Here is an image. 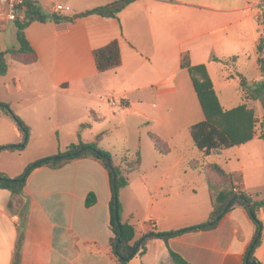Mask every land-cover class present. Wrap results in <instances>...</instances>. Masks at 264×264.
<instances>
[{"label": "crops", "instance_id": "crops-1", "mask_svg": "<svg viewBox=\"0 0 264 264\" xmlns=\"http://www.w3.org/2000/svg\"><path fill=\"white\" fill-rule=\"evenodd\" d=\"M34 1L40 6L45 1L46 12L62 3L71 10L59 15L84 14L25 27L36 61L20 64L26 77L17 76L14 84L18 91L25 86L28 96L16 104L5 103L29 127L28 139L35 142L30 153H25L27 143L20 151L1 150L0 172L16 177L30 162L52 158L79 138L95 141L102 132L106 134L98 140L99 147L120 161L125 146L112 139L106 122L135 118L147 127V140L151 134L157 136L168 152L162 154L152 141V149L146 143L137 169L126 173L128 184L119 190L121 218L135 226L134 240L149 231L180 230L208 220L211 199L197 159L219 164L237 190L264 196L261 126L251 140L216 155L200 152L199 158L187 157L185 151L169 147L180 131L189 133L190 126L205 117L189 73L181 67L185 53L191 65L205 64L222 109L242 103L256 107L258 114L263 109L260 99L248 98L241 80L245 87L263 80L258 58H264V0H135L117 18L85 13L116 0ZM114 39L121 65L98 72L93 50ZM217 87L237 91L221 97ZM174 111L181 116L175 117ZM85 122L89 125L81 129ZM52 133L66 140L62 145L44 142ZM21 141L16 122L0 110V145ZM234 148L224 162L210 160ZM190 172L202 177H191ZM90 191L96 202L86 207ZM109 199L107 171L91 156L34 169L20 194L0 188V264H117L109 244ZM258 218L261 238L253 254L264 264V209ZM255 230L248 211L236 205L212 228L172 236L167 244L148 238L145 251L127 264H173L168 248L189 264H246Z\"/></svg>", "mask_w": 264, "mask_h": 264}, {"label": "trees", "instance_id": "trees-1", "mask_svg": "<svg viewBox=\"0 0 264 264\" xmlns=\"http://www.w3.org/2000/svg\"><path fill=\"white\" fill-rule=\"evenodd\" d=\"M135 0H116L105 5L97 6L85 11L86 14H96L102 17L117 18L118 13L127 5ZM24 20L16 21V39L18 48L8 49L0 52V73L4 74L7 70V56L13 61L28 65L36 61V53L29 45L24 29L34 21L46 22L53 20L60 22L63 20H72L71 16H63L52 12L42 11L39 4L34 0H23L21 5ZM261 50V45L259 46ZM96 69L98 72H104L114 69L121 65V53L116 39L109 43L97 47L93 50ZM258 64L263 76V80L257 82L255 87H245V80H241L243 91L248 94L251 100L260 99L259 96L264 93V58H258ZM181 67L186 68L190 79L196 91L199 103L204 113V119L190 126L189 134L193 146L204 156L220 154L223 150L232 146L243 144L251 140L257 132V124L264 128L263 120L259 121L258 109L247 103H242L230 109H222L215 94L212 80L207 72L205 64L191 65L187 53L181 57ZM261 97V96H260ZM6 103H0V110L8 114L17 124L21 134L20 144L0 145L1 150H22L29 138V127L14 113H12ZM264 110V102H262ZM93 120L94 117H92ZM89 125V122L82 123L80 128ZM106 132L97 135L95 141L83 142L78 139L77 142L68 144L64 151L58 152L59 159L52 160L51 157L39 158L30 162L24 171L16 176L9 177L0 172V188L8 189L14 193L20 194L25 185L29 174L36 168L44 165H57L59 162H67L76 158L91 156L101 162L108 174L110 199H109V228L112 232L109 238V244L117 264H127L137 253L145 251V242L148 238H160L166 244L170 237L182 234L187 231H196L214 227L219 219L236 205L243 206L249 213L251 219L256 225L253 240L249 245L245 258L247 262L255 261L257 264H263L254 256V250L260 244L262 224L258 218V213L264 209V196L259 198L257 195H250L243 191L235 190L236 186L228 172H226L217 163H208L203 165L206 173L212 209L206 222L174 231L154 232L149 231L141 240H134L135 226L129 221H123L121 218L122 205L119 200V190L128 184L126 172L137 169L140 162V152L137 149L135 156L130 157L127 153L122 158V164H115L113 155L99 147L98 140ZM264 140V131L259 135ZM154 148L165 154L168 149L157 136L150 135ZM96 202L95 194L90 191L85 197L86 207ZM225 210V212H224ZM117 212V214H116ZM169 249V255L173 264H189L181 255Z\"/></svg>", "mask_w": 264, "mask_h": 264}, {"label": "rangeland", "instance_id": "rangeland-1", "mask_svg": "<svg viewBox=\"0 0 264 264\" xmlns=\"http://www.w3.org/2000/svg\"><path fill=\"white\" fill-rule=\"evenodd\" d=\"M49 2V1H48ZM45 1L42 2V5L40 6L42 11L46 12L45 10ZM16 22H6L4 23L3 26H1L0 29V52H5L8 49H12V48H16V46L18 45L17 39H16V26H15ZM217 69L218 68H222L221 64H217L215 66ZM25 68L23 66H21L19 63L13 61L11 58H9L7 56V70L4 74L0 73V103H5V102H11L13 104H16L17 102H19V100L26 98L25 96H28V92L26 90V87L23 86V90L22 91H18L15 87L16 85L14 84V78H16L17 76H22L23 78H25L26 76L23 74V70ZM235 91H237L236 87H227V88H221V87H217V92L218 94L223 97L224 96V92H226L227 94H234ZM191 92L194 93V90L191 89ZM140 93V92H139ZM261 96V97H260ZM259 96L261 102H264V93H262ZM157 98L155 97H151L150 101L153 102H157L156 100ZM198 103V101H197ZM264 114V110L262 109L261 112H259V117L258 119H261V116ZM174 116L175 117H180L181 114L178 113L177 111H174ZM139 119H135V118H127L126 120H111L109 122H106V126L109 127L110 132H112V139H115V141H121L124 144V148L126 149V151H123V153L120 156V161L118 159V157H113L114 163L118 164H122V158L125 156V152H128L127 154L130 157H134L135 156V147L138 146V150H142L143 153L145 152V148H146V143L148 145V148L152 149V145H151V141L150 139L147 140V127L145 125L141 124V120L138 121ZM142 127L141 131H136L137 127ZM260 126L259 124H257V132L259 131ZM136 134H140V138H142L143 142H142V146H141V139H138L139 135ZM63 140H66V137L62 136V138H59L56 134L52 133L48 136V138H46V140H44V142H48V143H52V145H57V144H61ZM35 142L34 139H28L27 142V149L25 150V153H30V151H32V146L33 143ZM73 142H75V140H73ZM134 146V147H133ZM142 147V149H141ZM165 148H168L167 145H164ZM169 147L173 150H183L186 153V156H193L196 158L200 157V151L196 148H191L192 147V141H191V137L188 133V131H180L177 136L171 141L169 142ZM62 150V148H61ZM235 150H228L227 152H223L221 156H210V160H217L219 162H224L225 157H230L231 153H233ZM135 152V153H134ZM57 155V154H55ZM54 156V155H51ZM50 157V156H47ZM44 158V157H41ZM198 164H202L205 165L204 160L201 159H197ZM127 173V172H126ZM190 176L191 177H195L196 179L199 177H202V174L199 172H190ZM200 175V176H199ZM127 176V175H126Z\"/></svg>", "mask_w": 264, "mask_h": 264}, {"label": "built area", "instance_id": "built-area-1", "mask_svg": "<svg viewBox=\"0 0 264 264\" xmlns=\"http://www.w3.org/2000/svg\"><path fill=\"white\" fill-rule=\"evenodd\" d=\"M22 3L23 0H0V29L6 22L23 21L25 19L21 9ZM70 10L71 8L68 5L62 3H55L51 8V12L56 14Z\"/></svg>", "mask_w": 264, "mask_h": 264}, {"label": "water", "instance_id": "water-1", "mask_svg": "<svg viewBox=\"0 0 264 264\" xmlns=\"http://www.w3.org/2000/svg\"><path fill=\"white\" fill-rule=\"evenodd\" d=\"M83 14L84 13H75L74 15H72V17L73 18H77V17H79V16H81ZM57 159H59V156L58 155L52 156V160H57ZM224 212H225V210H224ZM116 214H117V212H116ZM246 264H257V263L255 261H250V262H247L246 261Z\"/></svg>", "mask_w": 264, "mask_h": 264}]
</instances>
